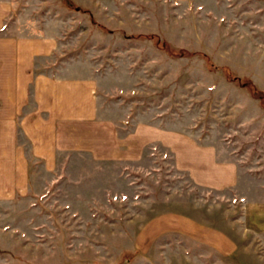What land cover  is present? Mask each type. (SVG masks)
<instances>
[{"label": "rangeland", "instance_id": "1", "mask_svg": "<svg viewBox=\"0 0 264 264\" xmlns=\"http://www.w3.org/2000/svg\"><path fill=\"white\" fill-rule=\"evenodd\" d=\"M67 1L0 0V82L79 89L0 123V264H264V0Z\"/></svg>", "mask_w": 264, "mask_h": 264}, {"label": "crops", "instance_id": "2", "mask_svg": "<svg viewBox=\"0 0 264 264\" xmlns=\"http://www.w3.org/2000/svg\"><path fill=\"white\" fill-rule=\"evenodd\" d=\"M42 40L44 39L37 41L40 43L49 41ZM30 41V43L33 42ZM21 42L23 41L13 40L7 46L8 53H13L14 56L12 55L9 62L7 61L8 66H4L2 72L4 74H2V82H0V91L4 90L5 94L0 97V107L5 108V112L4 117L0 116V123L13 126V124L24 123L34 117L42 118L44 113H47L50 123L64 122L66 119L72 120V116H76L79 112L78 103L74 100L75 97H79L78 86L74 82L55 83L46 75H40L32 82L34 74L32 61L38 52H34L29 47V65L21 64V62L18 64L15 51L18 48L17 44H21ZM76 100L78 101L79 98ZM66 115L69 118H66Z\"/></svg>", "mask_w": 264, "mask_h": 264}, {"label": "trees", "instance_id": "3", "mask_svg": "<svg viewBox=\"0 0 264 264\" xmlns=\"http://www.w3.org/2000/svg\"><path fill=\"white\" fill-rule=\"evenodd\" d=\"M61 3L63 5H65L69 9H74V10H77V11H81V9L79 7H77V6L67 5L69 3L67 0H61Z\"/></svg>", "mask_w": 264, "mask_h": 264}]
</instances>
